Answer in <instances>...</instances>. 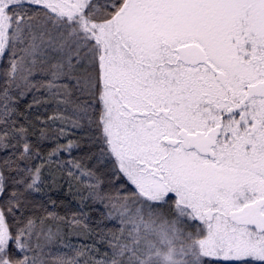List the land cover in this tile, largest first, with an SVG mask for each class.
<instances>
[{
  "label": "snow or ice",
  "instance_id": "6c2138e0",
  "mask_svg": "<svg viewBox=\"0 0 264 264\" xmlns=\"http://www.w3.org/2000/svg\"><path fill=\"white\" fill-rule=\"evenodd\" d=\"M0 264H264V0H0Z\"/></svg>",
  "mask_w": 264,
  "mask_h": 264
},
{
  "label": "trees",
  "instance_id": "16d2710c",
  "mask_svg": "<svg viewBox=\"0 0 264 264\" xmlns=\"http://www.w3.org/2000/svg\"><path fill=\"white\" fill-rule=\"evenodd\" d=\"M41 111H43V109H41ZM51 111V109L49 108V112ZM67 188L65 186V188L63 190H61L60 192H54L52 193V198L57 200V204H58V210L61 212V214H63V212L65 211V208L62 206L61 202H63L64 204H67L68 201L71 200V197H66L65 196V192H66ZM72 208H75L76 205L73 202L71 204ZM96 213L93 214V219L95 220L97 218ZM108 227H113L114 226V222H106ZM72 243H79L80 241H78L76 238H72Z\"/></svg>",
  "mask_w": 264,
  "mask_h": 264
}]
</instances>
